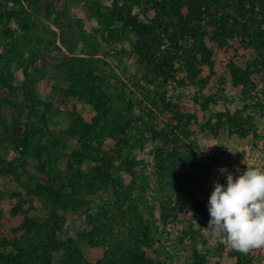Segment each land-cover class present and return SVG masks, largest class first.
I'll return each mask as SVG.
<instances>
[{
	"label": "trees",
	"instance_id": "1",
	"mask_svg": "<svg viewBox=\"0 0 264 264\" xmlns=\"http://www.w3.org/2000/svg\"><path fill=\"white\" fill-rule=\"evenodd\" d=\"M26 1L29 7L36 2ZM141 5L144 13L152 10L154 15L142 20L138 13ZM86 6L87 17L97 26L91 28L92 33L78 29L71 30L67 36L62 30V44L73 53V46L65 37L82 36L91 50L102 47L119 61L134 57L135 70L127 78L129 85L115 74L105 81L98 72L100 67L96 59L88 67L84 57L62 54L60 64L69 81L66 95L84 101L95 111L89 121L76 112L68 113L70 120L64 133L80 145L69 156L68 190H63L64 177L57 162L61 141L49 129L50 117L35 113L36 103L29 87L26 95L31 97L32 110L27 119L21 121L16 117L12 127L0 122V144H10L17 153L13 160L0 159V173L19 182L28 173L26 158L36 159L37 170L46 181L36 182L29 191L48 204L46 218L24 217L21 237L0 238V264H54L56 251L63 253L61 264H93L85 259L74 239L59 238L65 219L56 211L77 210L86 202L85 196L111 186L112 201L100 204L92 201L90 207L94 211L87 215L90 229L82 233V237L90 246H104L103 256L96 264H151L141 247L144 244L152 246L158 226L146 205L152 219L149 223L131 202L132 193L137 192V200L143 204L142 193L150 187L136 171L138 166L140 169L146 167L143 159L136 158V150H142L146 142L152 144L153 170L174 190L182 184L177 169L191 164L195 157L188 139L190 125L197 116L167 98L169 85L176 81L204 88L207 77L201 75L203 68L213 65V53L207 40L218 48L227 49L231 47L229 41L238 38L256 51L260 68L255 61L244 69L230 63L232 83L241 86L246 95L250 90L251 74L261 69L264 76V0H108V4H103V0H87ZM22 10L23 7H7L0 0V37L12 38L13 31L7 22L12 18L23 20ZM37 38V44H44L41 35ZM48 42L56 45L54 39ZM35 60L36 56L31 63ZM74 60L81 62L78 67ZM3 64L0 75L5 74ZM180 72H184L183 78H178ZM202 97L198 102L203 112L217 103L215 95ZM40 104L51 116V103L41 101ZM14 105L21 109L16 103ZM249 106L264 108L256 101L243 104V111L216 112L209 132L217 135L226 130L229 134L247 135L253 127L252 117L244 113ZM160 115L164 120L162 125L157 121ZM34 116L36 120L32 119ZM46 136L48 143L43 140ZM107 139L115 143L109 150L103 147ZM87 161L93 163L89 170L83 167ZM120 172L131 175L128 184L124 183ZM184 202L189 211L202 208L201 202L191 198ZM181 209L172 204L170 197L160 201V224L164 226L175 221ZM194 257L195 264H205L204 254L194 250ZM241 263L240 259L235 262Z\"/></svg>",
	"mask_w": 264,
	"mask_h": 264
},
{
	"label": "rangeland",
	"instance_id": "2",
	"mask_svg": "<svg viewBox=\"0 0 264 264\" xmlns=\"http://www.w3.org/2000/svg\"><path fill=\"white\" fill-rule=\"evenodd\" d=\"M86 1L36 0L34 9L28 6L26 0H19L16 3L12 0H2L7 7L20 9L23 7L21 15L24 19L12 18L7 22L13 31L10 40L0 37V65L5 63L3 64L5 74L0 75V122L12 127L16 117L21 121L27 119L32 110L31 97L28 98L26 95L29 87L36 103L35 113L37 116L50 117L49 129L61 141V146L57 150L59 156L57 162L61 175L64 177L63 190L69 189L68 180L71 172L68 167L69 156L74 149L80 147L76 139L67 137L64 133L70 120L68 113L76 112L84 120L89 121L95 111L84 101L66 95L69 81L65 78L60 64L62 54L84 57L87 59V66H91L96 59L100 67L98 72L105 81L115 74L129 85L127 78L135 70L134 57L119 61L115 55L102 47L91 50L82 36L65 37V40L73 46V53H70L62 44L60 39L62 30L67 36L71 30L78 29L92 33L91 28L97 26L94 20L87 17ZM103 4H108V0H103ZM143 9L145 8L141 5L138 10L142 20L154 15V11L145 10L144 13ZM26 25L30 27L27 28ZM37 35L42 36L44 44H37ZM49 39H54L57 46L48 42ZM229 42L230 48L221 49L214 42L207 40L213 53V65L211 68H203L201 75L207 77L204 88L199 89L198 85L182 84L176 81L171 82L168 87L167 98L197 116V120L190 125L191 134L188 139L194 149L195 157L191 164L179 166L177 169L182 184L179 187L175 184L177 189L174 190L172 186L168 187L166 179H161L154 172L150 142H146L142 150H136V158L143 159L146 166L144 169L138 166L136 171L150 187L142 193L143 204L137 200V192L132 193L131 202L137 205V211L149 223L152 219L146 205L154 214L158 226L152 246L144 244L141 247L145 256L151 260V264H195L194 250L205 255V264H235L237 259L241 260V264H264V249L241 254L226 246L220 238L215 237L212 231L207 229L210 220L209 200L215 188V181L219 180L221 184L227 185V173L222 174L219 170L226 168L228 172L238 177L247 170V164L264 167V108L249 106L244 112L252 117L253 122L252 130L245 136L229 134L226 130H222L217 135L209 132L216 112L226 109L231 112L236 109L243 111V104L250 105L256 101L264 105V76L261 69L251 74L250 90L247 95L243 93L241 86H235L232 83L230 74V63L244 69L247 65L249 67L253 65L255 61L254 64L260 68L256 61V51L238 38ZM35 56L36 60L31 63ZM80 63L79 60H74L75 67H78ZM183 77L184 72H180L178 78ZM202 95H215L217 101L205 112L200 109L198 102L203 100ZM41 101L51 103V116L44 110V105L40 104ZM14 103L21 106V109ZM32 119L37 118L34 116ZM157 121L158 125H162L163 116L160 115ZM43 140L48 143L49 138L46 136ZM114 145V141L107 139L103 147L109 150ZM210 145L214 146L207 148ZM16 156L17 153L10 144L6 142L0 144V159L10 161ZM123 158L125 159L126 155ZM26 161L28 173L19 182L11 181L0 173V238L12 240L15 237H21L20 228L26 216L34 218L48 216L46 201L35 197L29 191L36 182H45L46 177L37 170L36 159L28 157ZM92 164L87 161L83 167L89 170ZM120 173L124 177V183L128 184L132 179L131 175L128 172ZM112 189V186L101 187L94 195L85 196L86 202L77 210L58 209L56 211L57 215L65 219L63 230L58 234L59 238L74 239L85 259L93 264L102 258L105 248L102 245H88L81 234L90 229L87 215L94 211L90 207L92 201L97 204L112 201ZM167 197L172 198L173 205L181 206L182 209L175 221L163 226L159 221V202ZM186 198L201 202V210L186 209L184 202ZM62 259L61 251L53 253L54 264H61Z\"/></svg>",
	"mask_w": 264,
	"mask_h": 264
},
{
	"label": "clouds",
	"instance_id": "3",
	"mask_svg": "<svg viewBox=\"0 0 264 264\" xmlns=\"http://www.w3.org/2000/svg\"><path fill=\"white\" fill-rule=\"evenodd\" d=\"M219 171L227 173V185L215 181L207 229L241 254L264 249V167L247 164L238 177Z\"/></svg>",
	"mask_w": 264,
	"mask_h": 264
}]
</instances>
